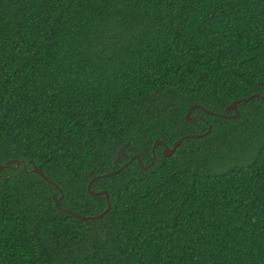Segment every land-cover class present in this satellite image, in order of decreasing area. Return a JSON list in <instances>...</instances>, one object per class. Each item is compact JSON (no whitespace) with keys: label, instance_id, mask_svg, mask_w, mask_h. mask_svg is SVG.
I'll list each match as a JSON object with an SVG mask.
<instances>
[{"label":"trees","instance_id":"16d2710c","mask_svg":"<svg viewBox=\"0 0 264 264\" xmlns=\"http://www.w3.org/2000/svg\"><path fill=\"white\" fill-rule=\"evenodd\" d=\"M254 93L264 0H0V264H264Z\"/></svg>","mask_w":264,"mask_h":264},{"label":"water","instance_id":"95a60500","mask_svg":"<svg viewBox=\"0 0 264 264\" xmlns=\"http://www.w3.org/2000/svg\"><path fill=\"white\" fill-rule=\"evenodd\" d=\"M253 96H260L262 98H264V96H261L259 95L258 93H254V94H250L248 95L247 97L241 99L242 101H247L248 99L252 98ZM237 102L238 100H234L232 101L231 103L227 104L225 107H224V110L225 111H229V110H232L233 112L230 113V114H227V113H219V112H214V111H211L199 104H191L189 105V107L187 108L185 114H184V118L186 121H189V122H192L194 119L196 118H200V115H192L191 114V111L194 110L195 108L197 109H200L201 111H204L205 113H208V114H212V115H217V116H222V117H229V118H238L239 117V111L237 109ZM210 130V124L209 122H207V129L202 132L201 134H190V136H200V135H205L209 132ZM185 137L184 136H181L177 139H175L173 142H172V145L171 146H168L166 144H163L162 143V149H161V152L164 156H167V155H170L172 154L174 151H175V148L179 145V143L182 141V139ZM159 143H161L160 140H155L154 143H153V146H152V156L154 157V147L156 145H158ZM125 145H130L128 141H126L124 144H122L121 146H119L115 152V154L113 155L112 157V160H111V163L112 165H115V163L121 158L123 157L125 151H124V147ZM131 160H136V162L142 166V162L140 160V157H139V154L138 153H134L132 154L128 161H126L124 164H122L121 166H119L117 169L111 171V172H108L106 174H112V173H115L116 171H119L121 170L124 166H126ZM14 163V165H12L11 163ZM28 163H31L30 160H27V161H24V160H13V161H6L5 164H0V169H4V167H7L9 169H17L19 167V165H21V170L23 171H28V172H35V173H39L42 175L41 171L36 167L34 166L32 163L31 164H28ZM147 166H144V168H146ZM105 174H100V175H95L93 176L92 178L89 179L88 183H87V190L91 193V194H97V193H101L105 196V199H106V205L104 207V209L99 212V213H96V214H88V215H80L76 212H74L73 210H70L68 208H64L63 211L70 214V215H73L75 217H78L80 219H86V220H93L95 218H99L101 217L106 211L109 210L110 208V202H109V197H108V193L106 192V190L102 189V190H99V191H93L91 190L90 188V185L91 183L98 177L100 176H103ZM47 179V178H46ZM62 196V194L60 195V197ZM54 201H55V205L57 207H59V204H58V201L59 199L58 198H54Z\"/></svg>","mask_w":264,"mask_h":264},{"label":"flooded vegetation","instance_id":"af4514ba","mask_svg":"<svg viewBox=\"0 0 264 264\" xmlns=\"http://www.w3.org/2000/svg\"><path fill=\"white\" fill-rule=\"evenodd\" d=\"M233 112V111H232ZM200 117H202V116H200ZM205 121V123L207 124V120H204ZM163 146V145H162ZM162 149V148H161ZM121 166V165H120ZM118 168V167H117Z\"/></svg>","mask_w":264,"mask_h":264},{"label":"rangeland","instance_id":"374dc122","mask_svg":"<svg viewBox=\"0 0 264 264\" xmlns=\"http://www.w3.org/2000/svg\"><path fill=\"white\" fill-rule=\"evenodd\" d=\"M193 111V110H192Z\"/></svg>","mask_w":264,"mask_h":264}]
</instances>
